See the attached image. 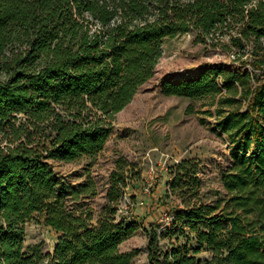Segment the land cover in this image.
<instances>
[{
  "label": "trees",
  "instance_id": "trees-1",
  "mask_svg": "<svg viewBox=\"0 0 264 264\" xmlns=\"http://www.w3.org/2000/svg\"><path fill=\"white\" fill-rule=\"evenodd\" d=\"M191 32L234 59L163 92L221 95L219 127L234 143L228 196L207 202L199 159L179 163L174 228H146L149 261L264 264V0H0V264H132L137 251L121 245L140 226L120 212L127 176L114 172L94 223L92 207L73 203L96 195L95 181L73 184L53 160L96 158L154 77L165 39ZM36 216L60 234L54 252L26 249Z\"/></svg>",
  "mask_w": 264,
  "mask_h": 264
},
{
  "label": "rangeland",
  "instance_id": "rangeland-1",
  "mask_svg": "<svg viewBox=\"0 0 264 264\" xmlns=\"http://www.w3.org/2000/svg\"><path fill=\"white\" fill-rule=\"evenodd\" d=\"M233 59V53L199 42L193 32L165 39L164 54L154 77L118 114L104 150L96 158L53 160L55 169L73 184L84 183L89 176L95 181L98 193L73 203L76 207L81 204L92 207L94 223L108 202L114 172L127 176L120 212L140 226L121 245L123 251H137L132 264H150L146 228L154 227L162 233L174 228L173 214L180 201L172 183L177 165L183 160L199 159L203 199L215 203L228 196L223 174L234 163V143L219 127L221 95L201 99L168 96L163 92V84L196 78L204 68L230 65ZM260 80L262 75L256 76L254 85ZM242 105L246 110V101ZM224 107L230 110L237 105L224 104ZM26 228L28 251L54 252L60 234L46 225L43 218L36 216ZM181 240L185 238L181 236ZM163 243H168V239H163ZM199 257L209 258L210 253L205 250Z\"/></svg>",
  "mask_w": 264,
  "mask_h": 264
}]
</instances>
